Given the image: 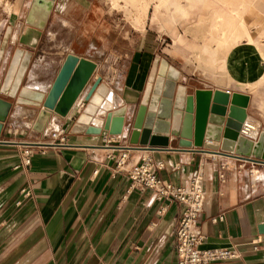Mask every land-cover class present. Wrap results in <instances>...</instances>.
<instances>
[{"label": "crops", "instance_id": "crops-1", "mask_svg": "<svg viewBox=\"0 0 264 264\" xmlns=\"http://www.w3.org/2000/svg\"><path fill=\"white\" fill-rule=\"evenodd\" d=\"M103 1L55 0L45 27L39 28L27 22L34 0H0V98L12 103L0 132V264H178L177 230L185 205L173 196L156 199L153 188L132 186L130 171L144 158L152 160L159 179L175 187L188 188L195 175L203 177L205 204L198 216L205 236L201 247L236 251V257L215 264H264V159L234 150L202 149L205 147L197 146L194 138H183L174 131V114L184 113L176 106L177 97L191 95L196 101L197 90L219 89L249 96L245 119H258L261 128L258 136L245 137L258 141L264 132V117L259 115L254 97L264 96V88L255 92L234 83L200 85L194 73L186 75L170 61L173 54L166 51L161 37L144 35L149 31L147 19L157 23L152 20L153 5L143 15L141 29L129 16L131 25L116 11L107 14ZM108 1L113 9L131 11V17L141 15L134 6L125 7L124 0ZM251 1L244 16L252 32L264 37V0ZM62 22L77 32L82 28L91 33L116 31L111 48L129 49L128 60L119 52L113 60V64L122 61L127 67L118 91L110 87L106 100L112 107L97 115L102 122L108 112L123 115L120 134H112L104 126L100 133L76 130L84 104L90 100L84 98L90 80L99 66L96 57L78 53L73 54L97 63V68L68 114L48 109L52 113L44 129L13 128L20 127L26 115L35 113V118L44 108L68 53L63 59L58 53L49 55L43 38L62 30ZM27 27L40 31L35 45L22 40ZM126 28L128 37L123 36ZM108 43H100L99 54L110 48ZM162 59L181 72L172 115L165 119L170 122V132L152 131L149 142L142 143L141 129L134 141L139 106L148 84L158 76ZM18 60L23 71L15 93L10 94L3 86ZM24 86L32 88L31 95L23 94ZM102 122L92 121L88 126ZM153 136L167 138V144L151 145ZM204 142L216 143L207 138ZM28 149L31 163L25 165ZM123 153H127L125 164L118 168ZM220 215L223 218L214 221Z\"/></svg>", "mask_w": 264, "mask_h": 264}, {"label": "rangeland", "instance_id": "rangeland-1", "mask_svg": "<svg viewBox=\"0 0 264 264\" xmlns=\"http://www.w3.org/2000/svg\"><path fill=\"white\" fill-rule=\"evenodd\" d=\"M124 1L125 7L134 6L139 10L141 15L131 17V11H126L128 9L125 8V11L113 9L109 1L104 0L103 4L108 10L107 14L116 11L130 25V21L134 20V26L143 29L144 26H140L139 23L143 19V15H147L150 6L153 5L152 20L157 23L155 25L147 19L146 27H149V31L144 35L150 37L157 35L161 37L164 46L168 47L166 51L168 50V52L173 54L170 57V61L177 68L181 69L184 74L191 75L194 73V77L202 82L200 85L229 86L234 83V85L248 88L255 92H257L258 88H264V60L261 63L262 73H259L256 68H250V64L255 62L254 58L257 53L252 52V49L249 47V41L251 38L256 39L257 36L254 35L248 24H237L234 27L224 25L219 17L215 15L214 9L209 6L208 0H186L185 3H182L181 0ZM165 10H167V13H165ZM118 24L121 27V24ZM180 28H183V30H179ZM61 29L57 32L51 31L44 36L43 43L46 44L45 50L47 53L49 55L58 53L62 59L67 53H78L86 57H96L99 61V66L96 74L90 80L89 91L97 80H99L98 85L104 83L118 91L127 63L124 65L121 61L120 64L116 65L113 64V60L118 52L121 55L124 54V60H128L130 54L129 49H119L117 51L111 48L113 42L116 41V31L108 29L107 31L91 33L86 32L82 28L81 31L77 32L67 22H62ZM159 29L167 31L168 35L159 32ZM123 36H130L128 35L127 28ZM134 37L137 38V34H134ZM217 40L220 42L218 45ZM102 41L109 42L110 48L103 49L102 51L104 52L99 54L98 52L101 50L100 43ZM214 46L217 48L216 57L215 59L212 57L211 61V57L208 58L203 55L204 52L202 50L207 48L213 50ZM260 51L264 54V43L260 45ZM89 91H87L85 99H88L87 95ZM84 98L82 99L84 100ZM254 103L260 112L259 115L263 118L264 96L254 97ZM38 115L35 118H33L35 113L26 115L27 118L20 121V127L15 126L13 128L20 131L25 129L24 126L33 128ZM19 116L22 118L20 114ZM250 119L243 122L242 128L245 127V123L252 124L255 128L244 135L258 136L261 122L252 116Z\"/></svg>", "mask_w": 264, "mask_h": 264}, {"label": "water", "instance_id": "water-1", "mask_svg": "<svg viewBox=\"0 0 264 264\" xmlns=\"http://www.w3.org/2000/svg\"><path fill=\"white\" fill-rule=\"evenodd\" d=\"M54 1L55 0H34L27 22L39 28H44L52 10ZM95 67L96 64L90 60L80 58L74 54H68L48 93L44 102V107L46 109H55L60 99V102L62 101V104H59L61 105V108L58 106L56 109L60 114H66L70 106L74 103L80 92L87 84ZM168 67H170V69L168 72L169 79L167 80L164 88L165 97L160 103L157 115L155 110L158 107L159 95L162 92V83L164 81L163 76ZM178 75L179 70L176 67L169 65V62L166 59L161 60L158 76L154 85L153 95L149 104V110L142 122V143L149 142L152 127L155 132H170V122L165 119L171 117L172 115V106ZM98 82L99 80L93 84L92 88L88 92V99L98 86ZM209 91L210 94L203 92L202 90H197L195 98L196 101H194L193 96H187L191 98L192 107L184 109L182 128L175 133L179 134L183 138H194L197 146L205 147L202 149H210L213 151H219V148L222 150H234L238 154H254L258 158L261 157L264 159V132L261 134L258 141H253L240 134V129L246 118L245 107L247 105H245V103L248 104L249 97L248 100L244 102L239 100V95L243 96V94L237 92L231 94L228 91L219 89ZM202 92L210 98L208 113L204 121L201 120L203 117H200L198 114V96ZM11 107L12 103L10 101L0 98V132ZM43 111L44 108L40 111V113ZM49 116L50 112H48L47 119ZM123 125L124 116L118 114L115 115L113 112L107 113L103 124L104 129L109 130L112 134H120L123 130ZM43 127L38 129L41 130ZM200 129L202 133L201 138L198 137ZM101 131L102 126H100V124H93L87 128L88 133H100ZM205 138L215 141L216 143L204 142ZM137 139L134 141H137ZM246 142H249L250 145L247 146ZM218 143H221V145ZM150 144L165 145L167 144V138L164 139L162 136H153L150 139ZM262 229H264V226H262Z\"/></svg>", "mask_w": 264, "mask_h": 264}, {"label": "bare ground", "instance_id": "bare-ground-1", "mask_svg": "<svg viewBox=\"0 0 264 264\" xmlns=\"http://www.w3.org/2000/svg\"><path fill=\"white\" fill-rule=\"evenodd\" d=\"M208 2L210 4L209 6L214 9L215 15L219 17V19L221 20V22L224 25H228L229 27H234L237 24H248L249 25L246 17L244 16V13L247 12L245 9H247L251 6V4H252L251 0H208ZM39 35H40V31L38 29H35L33 27H27V30L23 33L22 40L27 42L28 44L35 45L39 40ZM254 35L257 36V38L256 39L251 38V40L249 41V45H250L249 47L252 49L253 53H257V54L254 58L255 62H252L253 65L250 64V68H256L259 71V73H262V69H261L262 64L261 63L264 60V54L260 51V45L262 43H264V37H261L257 33L256 34L254 33ZM208 38H209V36H208ZM210 38H211V36H210ZM217 42H218L217 43V45H218L220 42L218 40H217ZM216 51H217L216 46H214L213 50H210L208 48L205 50H202V52H204L203 55H205L208 58L211 57V61H212V57H213V59H215ZM214 61H216V60H214ZM18 64H19V60L13 64L11 73L8 76V78L5 81V84L3 86V90L7 93H10V94L15 93L17 86L19 84V80H20L22 71H23L22 70L23 67H21L19 69ZM96 68H97V63H96L95 69ZM248 68H249V66H248ZM169 69H170V67H168L167 71L165 72V74L163 76L164 81L162 83V92L159 95L158 107L155 110V113L157 115L159 112L160 103H161L162 99L165 97L164 96V88H165L167 80L169 79V73H168ZM180 73L181 72L179 71L178 79L180 78ZM157 75H158V72H157ZM155 82H156V78H155ZM53 83H52V85H53ZM154 83L150 82L148 84L147 89L145 90L144 96L142 98L141 104L139 106V109H138V112L136 115L133 140H136L139 137L140 130H141V128H143L142 122H143L144 118L146 117V114L149 110V104H150V101H151V98L153 95V90H154ZM84 88H83V90H84ZM31 89L32 88H27L26 86H24L23 94L26 96L31 95V92H30ZM83 90L80 92V94L83 92ZM202 91L210 94L209 90L206 91L204 89ZM94 92L95 93L90 97V100L86 104H84L82 112H81L80 116L78 117V123L76 126V130L87 129V126L92 121L102 122L101 120L98 119L97 115L99 116L100 113H105V108L110 110V108L112 107L110 104V101L106 100L107 96L110 93V87L107 84H104V83L99 84L96 87ZM203 92L200 93L198 96V114L200 117H203L201 120L204 121V119L206 118L207 113H208V105L210 102V98L208 97V95H206ZM240 94H242V93H240ZM239 96H240L239 100L244 101V102H246L248 100V97H249L248 95H245V94H243V96H241V95H239ZM76 100L70 106L67 113L64 115L68 114V112L74 106ZM59 104H62V101L60 102V99L58 101L57 107L60 106V108H61V105H59ZM245 105H247V104L245 103ZM176 106L180 109L191 108L192 107L191 98L190 97L183 98L182 96L177 97ZM56 108L50 109V110L60 114ZM48 112H51V111H49L48 109L46 110V108L44 107V111L42 113H39L38 118H37V120L33 126L34 130H37L38 128H42L43 126L46 127L47 122L50 120V118L47 119ZM182 116H183L182 113H180L179 111H177L175 113V121H174V131L175 132L179 131V125H180V120H181ZM246 116H247V114H246ZM46 119H47V121H46ZM102 123H104V121ZM100 126H103V124H100ZM44 127H43V129H44ZM253 128H255V126H253L252 124L245 123V127L244 128L241 127V129H240V134L243 136H246L244 134H247L248 131H250ZM151 129H152V131H154L153 127ZM57 130H60V128H58ZM199 132L200 133L198 134V137L201 138V136H202L201 129Z\"/></svg>", "mask_w": 264, "mask_h": 264}, {"label": "built area", "instance_id": "built-area-1", "mask_svg": "<svg viewBox=\"0 0 264 264\" xmlns=\"http://www.w3.org/2000/svg\"><path fill=\"white\" fill-rule=\"evenodd\" d=\"M107 141H112L110 138ZM32 151L25 150L23 163H31ZM127 153H123L117 163L121 168L125 164ZM153 163L150 158L133 167L130 175L133 179L132 186H139L142 190L153 188L155 198L160 200L165 196H173L185 205V211L177 230L178 264H215L217 261L236 257V251L232 248H202L205 240L198 225V216L204 209L205 193L203 177L195 175L188 188L175 187L159 179L153 171ZM25 194H29L24 188ZM223 218V215L215 217L214 221Z\"/></svg>", "mask_w": 264, "mask_h": 264}]
</instances>
